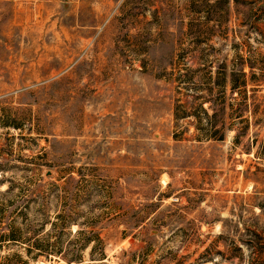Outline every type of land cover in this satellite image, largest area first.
<instances>
[{"label":"rangeland","instance_id":"rangeland-1","mask_svg":"<svg viewBox=\"0 0 264 264\" xmlns=\"http://www.w3.org/2000/svg\"><path fill=\"white\" fill-rule=\"evenodd\" d=\"M240 59L257 109L226 121L246 132L198 137L175 111L210 87L231 100L213 81ZM260 67L264 0H0L4 197L46 192L50 221L69 215L38 234L60 255L4 243L0 264H264Z\"/></svg>","mask_w":264,"mask_h":264},{"label":"trees","instance_id":"trees-1","mask_svg":"<svg viewBox=\"0 0 264 264\" xmlns=\"http://www.w3.org/2000/svg\"><path fill=\"white\" fill-rule=\"evenodd\" d=\"M239 66L238 71H232L227 76L217 77L213 81V85H222L224 83L229 85V97L224 90L214 91V87H210L206 97H202V102L198 103L197 107L192 112L182 111L178 114L175 111V117L181 116H193L195 118V130L198 137H205L212 140H224L226 135L230 131H235L234 138L237 140L240 135L246 132L247 123L241 127H234L232 123L226 121L227 118L236 117L241 120L240 122L247 121L245 118L246 113L255 112L257 104L252 101L249 102L245 95H242L243 89L245 90L247 74L243 71L246 66L250 72L253 71L255 63L249 59H240L235 63ZM261 70L264 67H260ZM251 77L255 78V74L251 72ZM260 86H264V74L260 75ZM225 85V86H223ZM223 89V88H222ZM236 95L238 99L236 98ZM208 103L207 107H204L203 103ZM264 147V142L261 144ZM3 169H0V172ZM2 173V172H1ZM50 178V177H47ZM46 178V179H47ZM40 180L44 181L45 178L40 177ZM256 180V179H255ZM8 183V186L4 190H0V245L4 243H15L23 247L25 253L33 259H36L40 255L49 256L54 253L60 255V240L59 235H56L54 241L49 240L50 232L46 231L42 236L38 234L44 230L47 223L52 226L59 225L63 229L67 223L69 215L66 212L58 211L54 218L56 221H50V217L47 214V203L49 193H39L36 190L23 192L18 190L13 197L8 199L4 196L6 193L12 191L16 186L12 181L0 178V184ZM50 185H54L53 183ZM257 206L260 212L264 214V204L259 202ZM39 223L38 228H35L34 223ZM3 223V225H1ZM247 234L248 231L245 228ZM62 231V230H60ZM257 234L253 233V236ZM247 247L252 246V241L247 239L243 241ZM257 244H260L257 241ZM103 253L98 258H92L93 260L102 261L105 257ZM168 258V257H167ZM77 258L68 259L66 261L71 263L77 261ZM26 262V261H25ZM102 263V262H101ZM160 264V262H159ZM262 264V263H261Z\"/></svg>","mask_w":264,"mask_h":264},{"label":"water","instance_id":"water-1","mask_svg":"<svg viewBox=\"0 0 264 264\" xmlns=\"http://www.w3.org/2000/svg\"><path fill=\"white\" fill-rule=\"evenodd\" d=\"M53 173H52V171H47L46 173H45V177H47L48 175H52Z\"/></svg>","mask_w":264,"mask_h":264}]
</instances>
